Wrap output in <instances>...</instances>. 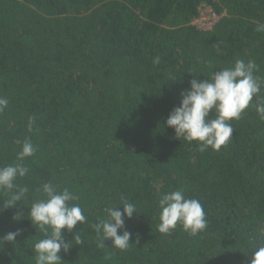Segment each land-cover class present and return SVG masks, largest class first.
Here are the masks:
<instances>
[{
    "label": "trees",
    "instance_id": "trees-1",
    "mask_svg": "<svg viewBox=\"0 0 264 264\" xmlns=\"http://www.w3.org/2000/svg\"><path fill=\"white\" fill-rule=\"evenodd\" d=\"M203 6L220 17L208 31L193 25ZM261 23L264 0H0V98L8 100L0 167L29 169L15 181L28 189L15 208L3 209L10 193L0 189V237L22 230L13 243L0 241V264H35L32 249L44 236L28 212L46 198L45 183L78 196L69 203L86 217L64 230L81 243L61 252L62 264H250L264 246L257 97L230 121L232 139L219 151L177 139L166 118L193 78L238 59L254 61L264 78ZM25 140L36 151L18 161ZM177 189L204 208L207 227L195 236L179 224L158 231L159 199ZM125 200L138 211L125 218L129 247L110 239L100 247L94 225Z\"/></svg>",
    "mask_w": 264,
    "mask_h": 264
},
{
    "label": "clouds",
    "instance_id": "clouds-1",
    "mask_svg": "<svg viewBox=\"0 0 264 264\" xmlns=\"http://www.w3.org/2000/svg\"><path fill=\"white\" fill-rule=\"evenodd\" d=\"M255 30L264 32V23L258 24ZM159 62V57L154 58V64ZM257 71L258 66L254 61L245 63L238 59L230 67L215 70L210 78H193L189 82L190 87L181 92L179 106L169 112L166 125L174 129L177 139L199 142L201 152L209 147L219 151L232 139L234 128L230 121L240 119L254 97H257L256 111L260 119L264 120V103L260 102L264 98L259 97L264 78L255 75ZM7 104V99L0 98V111H3ZM213 113L215 118H212ZM31 124L30 119V130ZM35 151L31 141L25 140L22 150L17 154L18 161L34 155ZM28 171L22 163L0 167V189L10 193L9 199L3 201V209L15 208L27 193V188L17 190L15 181L17 177H24ZM42 191L46 198L33 202L28 212L32 225L44 236L32 249L35 264H62L61 252L67 254L73 243H81L76 234L73 241H67L64 230L73 232L78 223L86 222V217L78 204L69 203L79 197L67 188L58 191L55 185L45 183L42 185ZM159 208L160 223L157 228L160 233L167 234L179 224L184 231L195 236L207 227L202 204L198 199L186 197L182 189L164 194L159 199ZM105 211L106 217L94 225L97 235L102 234L99 246L104 247L105 241L110 239L113 247L127 249L132 234L126 230L125 218L130 219L138 213L135 204L125 200L119 206L108 207ZM21 215L22 212H17L13 219L19 221ZM21 232V229L8 232L0 237V241L13 243ZM250 264H264V246L257 247L252 253Z\"/></svg>",
    "mask_w": 264,
    "mask_h": 264
},
{
    "label": "built area",
    "instance_id": "built-area-1",
    "mask_svg": "<svg viewBox=\"0 0 264 264\" xmlns=\"http://www.w3.org/2000/svg\"><path fill=\"white\" fill-rule=\"evenodd\" d=\"M208 9V12H206ZM220 17L213 11L211 7L203 6L200 9V15L194 19L193 25L201 31H208L218 22Z\"/></svg>",
    "mask_w": 264,
    "mask_h": 264
},
{
    "label": "rangeland",
    "instance_id": "rangeland-1",
    "mask_svg": "<svg viewBox=\"0 0 264 264\" xmlns=\"http://www.w3.org/2000/svg\"><path fill=\"white\" fill-rule=\"evenodd\" d=\"M206 12H208V9H207V11Z\"/></svg>",
    "mask_w": 264,
    "mask_h": 264
}]
</instances>
